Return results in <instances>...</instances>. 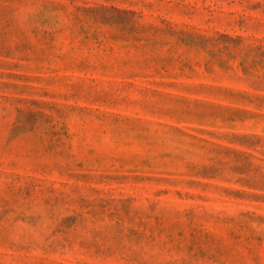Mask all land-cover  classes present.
<instances>
[{"label": "rangeland", "instance_id": "rangeland-1", "mask_svg": "<svg viewBox=\"0 0 264 264\" xmlns=\"http://www.w3.org/2000/svg\"><path fill=\"white\" fill-rule=\"evenodd\" d=\"M0 264H264V0H0Z\"/></svg>", "mask_w": 264, "mask_h": 264}]
</instances>
